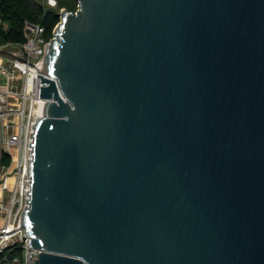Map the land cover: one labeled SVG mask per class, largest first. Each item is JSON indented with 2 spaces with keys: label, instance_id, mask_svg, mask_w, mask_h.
Instances as JSON below:
<instances>
[{
  "label": "water",
  "instance_id": "water-1",
  "mask_svg": "<svg viewBox=\"0 0 264 264\" xmlns=\"http://www.w3.org/2000/svg\"><path fill=\"white\" fill-rule=\"evenodd\" d=\"M76 1L36 75L38 264H264V0Z\"/></svg>",
  "mask_w": 264,
  "mask_h": 264
},
{
  "label": "built area",
  "instance_id": "built-area-1",
  "mask_svg": "<svg viewBox=\"0 0 264 264\" xmlns=\"http://www.w3.org/2000/svg\"><path fill=\"white\" fill-rule=\"evenodd\" d=\"M54 6L56 0H42ZM1 22V20H0ZM24 41L0 43V70L7 83L0 85V147L10 155L9 164L0 167V264H38L40 250L29 245L21 223L26 186L27 147L30 122H35V103L40 97L39 67L48 43L44 26L24 19ZM31 85L28 87V81ZM21 85L17 87V82Z\"/></svg>",
  "mask_w": 264,
  "mask_h": 264
},
{
  "label": "trees",
  "instance_id": "trees-1",
  "mask_svg": "<svg viewBox=\"0 0 264 264\" xmlns=\"http://www.w3.org/2000/svg\"><path fill=\"white\" fill-rule=\"evenodd\" d=\"M75 10L76 0H56L54 6L42 0H0V43L24 41L23 21L28 19L41 23L50 40L60 20V10ZM10 155L0 147V167L9 164Z\"/></svg>",
  "mask_w": 264,
  "mask_h": 264
},
{
  "label": "rangeland",
  "instance_id": "rangeland-1",
  "mask_svg": "<svg viewBox=\"0 0 264 264\" xmlns=\"http://www.w3.org/2000/svg\"><path fill=\"white\" fill-rule=\"evenodd\" d=\"M5 49L9 50V49H13V47L9 46ZM5 83H7V76H6L5 72L0 70V85L5 84ZM16 84H17V87H19L21 85V81L17 82Z\"/></svg>",
  "mask_w": 264,
  "mask_h": 264
},
{
  "label": "bare ground",
  "instance_id": "bare-ground-1",
  "mask_svg": "<svg viewBox=\"0 0 264 264\" xmlns=\"http://www.w3.org/2000/svg\"><path fill=\"white\" fill-rule=\"evenodd\" d=\"M30 85H31V80L29 79V81H28V87H30Z\"/></svg>",
  "mask_w": 264,
  "mask_h": 264
}]
</instances>
